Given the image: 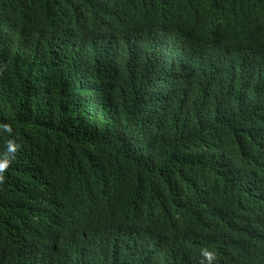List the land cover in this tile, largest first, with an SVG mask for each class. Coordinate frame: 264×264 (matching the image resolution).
<instances>
[{"label":"trees","instance_id":"obj_1","mask_svg":"<svg viewBox=\"0 0 264 264\" xmlns=\"http://www.w3.org/2000/svg\"><path fill=\"white\" fill-rule=\"evenodd\" d=\"M4 158L0 264H264V0H0Z\"/></svg>","mask_w":264,"mask_h":264},{"label":"clouds","instance_id":"obj_2","mask_svg":"<svg viewBox=\"0 0 264 264\" xmlns=\"http://www.w3.org/2000/svg\"><path fill=\"white\" fill-rule=\"evenodd\" d=\"M4 127L7 128L6 125H5ZM8 150H9V151H14L13 147L11 146V143L9 144V149H8ZM9 162H10L9 159H7V158L0 159V178H2V176H3V172H4V170L7 168ZM201 254H202L204 257H206V258H208V259H211V255H212V254H211L210 252H208L207 250H202Z\"/></svg>","mask_w":264,"mask_h":264}]
</instances>
